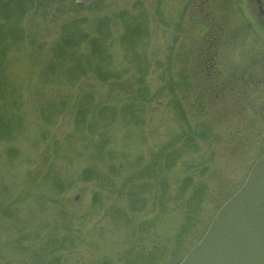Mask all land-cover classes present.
<instances>
[{"label": "rangeland", "instance_id": "obj_1", "mask_svg": "<svg viewBox=\"0 0 264 264\" xmlns=\"http://www.w3.org/2000/svg\"><path fill=\"white\" fill-rule=\"evenodd\" d=\"M191 3L0 1V264H178L245 182L264 30L218 42L209 105Z\"/></svg>", "mask_w": 264, "mask_h": 264}, {"label": "water", "instance_id": "obj_2", "mask_svg": "<svg viewBox=\"0 0 264 264\" xmlns=\"http://www.w3.org/2000/svg\"><path fill=\"white\" fill-rule=\"evenodd\" d=\"M74 1L88 6L93 0ZM179 264H264V152Z\"/></svg>", "mask_w": 264, "mask_h": 264}, {"label": "flooded vegetation", "instance_id": "obj_3", "mask_svg": "<svg viewBox=\"0 0 264 264\" xmlns=\"http://www.w3.org/2000/svg\"><path fill=\"white\" fill-rule=\"evenodd\" d=\"M191 5L194 7V11L197 12V14H195L197 17V23L200 22L202 26L211 25L216 28L214 29L215 34L209 36V39L206 41L207 43L206 47L202 46L204 47V49L201 50L200 52V56L202 58L201 63H203V67L201 71L202 74L205 73V75L203 76L205 77L208 83V81L211 80V76L218 75L215 67L216 62L214 58L218 55L217 54L218 50H216V48L219 47L218 42H221V39L223 37L226 40L227 37L230 36L231 38L228 39V41H231L233 39V36H235V34L240 33L238 29L241 28L243 24L247 29L256 26L261 30H264V0H192ZM238 6L243 11H248L250 14L248 15L249 17L237 21L234 18H232L233 15L231 14V19H229L230 16L228 11H230L231 13H235V11H237V9L239 8ZM228 26H234L231 35L225 34L228 33L226 31V27ZM200 36L205 38V36L202 35ZM255 53L257 55L252 59H255L256 63L261 64V66L254 68V70L255 69L259 70V68L263 69L264 51L262 52L255 51ZM262 71H263L262 73H264V70ZM208 85H210L211 88L217 89L219 91H223L226 88V85H223L220 82V80H218V82H215L214 84L208 83ZM233 89L234 87L231 88V90ZM236 102L237 99L235 100L234 103L236 104ZM237 104H239V100Z\"/></svg>", "mask_w": 264, "mask_h": 264}, {"label": "trees", "instance_id": "obj_4", "mask_svg": "<svg viewBox=\"0 0 264 264\" xmlns=\"http://www.w3.org/2000/svg\"><path fill=\"white\" fill-rule=\"evenodd\" d=\"M213 77H214V75L213 76H211V78L213 79ZM210 80L211 81V83L212 84H214V80ZM202 82V81H201ZM253 82H255V81H253ZM249 87H250V85H249ZM251 88V87H250ZM235 91V93H237V95H239L240 96V92H241V90H237V89H235L234 90ZM236 95V96H237ZM221 96H223V91H219V90H217V89H213V88H209V89H206L205 90V96L204 97H202V99L204 100V102H207L209 105H211L212 103H215V101H218L219 99H221L222 97ZM249 96H251V95H249ZM232 97H233V95H232ZM238 97V96H237ZM238 99V98H237ZM206 103V104H207ZM204 105H205V103H203L202 104V106H201V110L203 111V113H204V109H203V107H204ZM242 105H239L238 104V107H241Z\"/></svg>", "mask_w": 264, "mask_h": 264}]
</instances>
